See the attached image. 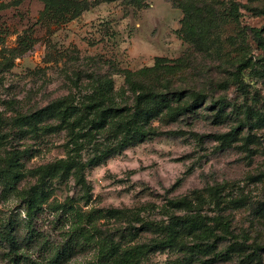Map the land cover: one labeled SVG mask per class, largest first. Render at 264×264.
<instances>
[{"label":"rangeland","instance_id":"374dc122","mask_svg":"<svg viewBox=\"0 0 264 264\" xmlns=\"http://www.w3.org/2000/svg\"><path fill=\"white\" fill-rule=\"evenodd\" d=\"M228 1L250 10L232 19ZM192 4L218 11L193 24L200 44L183 9ZM263 6L56 0L51 13L45 0H0V231L19 262L53 264L73 238L78 250L60 264H264V52L251 31L264 29ZM128 78L171 107L151 139L94 164L114 137H85L83 105L105 79L133 104ZM58 101L78 110L65 123L62 108L39 114ZM10 249L0 232V264Z\"/></svg>","mask_w":264,"mask_h":264},{"label":"trees","instance_id":"16d2710c","mask_svg":"<svg viewBox=\"0 0 264 264\" xmlns=\"http://www.w3.org/2000/svg\"><path fill=\"white\" fill-rule=\"evenodd\" d=\"M48 3V10L51 13H55V2L56 0H45ZM67 8L64 10H70L69 8L72 6L71 2L65 3ZM224 5H226L224 12L231 17L232 19H239L242 16V11H249L250 7L240 2L228 1ZM78 8L76 12H74V17L77 16L81 9L82 4L78 3ZM184 12L186 14V18L190 20L192 24H190L189 33L196 37L198 40L201 39L200 42H196V44H200L203 41L202 35V27L198 28V30L194 29L193 24L199 23V20L203 22L205 16H214L217 14V8L213 5H204V6H196L186 5L184 6ZM259 14L264 16V6L259 11ZM254 38L258 41V44L262 51L264 52V29L259 28H251ZM203 44V43H202ZM26 50L31 47L30 42H28L27 38H22L21 44ZM128 84V89L135 95L134 103H126L125 106L117 102L118 97L125 98L126 90L122 89L119 92L115 91L114 83L111 79H105L102 83H99L94 88L92 87V94L88 98V102L83 105L85 112L87 113V121H89V128L87 134L90 139L91 137H96L103 132L112 134L114 137V143L109 146L105 150H99V153L96 157L93 158L94 164H100L106 161L108 158L120 154L126 149L133 147L137 144L143 143L148 139H151L154 136L155 131L153 130V122L157 120L158 116L163 112L170 109V100L164 92H157L155 89H145L143 87H139L135 85L133 79L128 78L126 80ZM243 87V84L240 85ZM180 100L181 96L178 98ZM203 97L197 95V97L192 101V104L189 105V108L198 109L201 107ZM62 108L60 113L62 122H66L68 116L71 114H76L78 110L75 107L70 105H66L64 101H58L53 104L50 108L45 109V111H41L39 114H43L48 111H56ZM73 108V109H72ZM72 109V110H71ZM190 109V110H191ZM178 109H175L176 112ZM183 110V109H182ZM247 112V111H246ZM73 134L75 133L74 128L70 129ZM74 138H77V135H73ZM74 145H78L75 142ZM79 147L81 144L79 143ZM97 146L95 140H90V147ZM30 218L33 220L36 216L33 213L34 210L30 211ZM194 223V221H193ZM185 224L188 225L186 222ZM179 225H182L178 220L172 226L168 228V239L167 242L173 244L179 239ZM184 225V224H183ZM190 228H193L194 225L190 223ZM1 234L3 238L10 245L11 249L8 252V260L11 264H22L19 262L23 256L14 253L13 250L16 249V243L9 232L8 226H1ZM165 242H161L159 244H163ZM158 244V245H159ZM169 244V245H171ZM155 245V246H158ZM79 244L73 238L66 241V243L62 246L61 249L58 250V253L53 260V264H60L70 259L74 253L78 250ZM23 264H27L23 260Z\"/></svg>","mask_w":264,"mask_h":264}]
</instances>
